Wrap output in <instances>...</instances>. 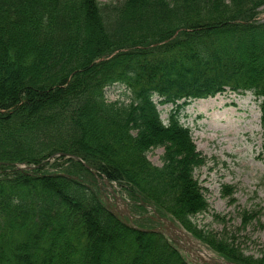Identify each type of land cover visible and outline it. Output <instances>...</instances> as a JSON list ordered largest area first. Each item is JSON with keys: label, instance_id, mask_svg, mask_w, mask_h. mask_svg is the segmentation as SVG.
<instances>
[{"label": "trees", "instance_id": "obj_1", "mask_svg": "<svg viewBox=\"0 0 264 264\" xmlns=\"http://www.w3.org/2000/svg\"><path fill=\"white\" fill-rule=\"evenodd\" d=\"M263 8L264 0H0V264H191L164 235L115 216L84 164L118 183L142 216L152 206L225 260L264 264V250L246 255L191 221L209 207L194 177L205 160L180 123L192 101L252 92L264 139ZM115 85L124 99L109 101ZM165 105L174 107L167 124ZM158 148L161 167L148 159Z\"/></svg>", "mask_w": 264, "mask_h": 264}, {"label": "rangeland", "instance_id": "obj_2", "mask_svg": "<svg viewBox=\"0 0 264 264\" xmlns=\"http://www.w3.org/2000/svg\"><path fill=\"white\" fill-rule=\"evenodd\" d=\"M98 1L102 5L119 2ZM258 20L264 22V8ZM124 90L113 86L107 89L106 96L109 101L123 100ZM261 101L251 92L235 95L227 91L214 99L191 102L180 113L181 123L192 130L197 155L205 160V164L195 170L194 177L209 207L204 213L191 217V221L199 229L235 242L246 255L255 257H259L264 250V139ZM173 108V105L159 107L166 123ZM163 155L164 149L158 148L148 154V159L153 165L160 167L163 165ZM112 188L124 200L127 199L119 184L114 183ZM102 196L106 197L111 209H120L119 206H114L116 201L112 199L111 193L105 191ZM130 212L135 223H141L146 228L166 230L165 223L158 218L153 220L154 223L147 220L154 217L151 210L144 216L132 207ZM248 214L252 215V219L244 224V215ZM124 221L129 222L127 218ZM194 242L207 249L209 255L221 260L223 264H233L201 242ZM172 245L188 263L211 264L208 262L209 258L202 253L192 254L190 250L184 251L173 243Z\"/></svg>", "mask_w": 264, "mask_h": 264}, {"label": "water", "instance_id": "obj_3", "mask_svg": "<svg viewBox=\"0 0 264 264\" xmlns=\"http://www.w3.org/2000/svg\"><path fill=\"white\" fill-rule=\"evenodd\" d=\"M59 156H64V154H59ZM76 160H79L78 158H76ZM86 167L88 168V169H90V167L89 166H87L86 165ZM17 169L19 170V171H24V170H32L33 169V167H17ZM93 173L96 175V177L98 178V179H100L99 178V176H97V173L95 172V171H93ZM104 181H105V184L107 185V186H111V183L109 182V180L108 179H106V178H104ZM112 192V194L115 196V198H116V203L120 206V207H122L123 209H124V211L127 213V216L129 217V219L130 220H132V218H131V216H130V214H129V212H127V210H128V208H127V202L126 201H124L120 196H118V195H116L114 192H113V190L111 191ZM122 213V212H121ZM164 222H166V224H167V230L166 231H163L162 229H155V230H146V229H139V228H137V227H134L133 225H131V227L132 228H134V229H136V230H138V231H141V232H144V233H161V234H165V235H167L168 237H170L178 246H180L181 248H186V246L185 245H183L176 237H181L182 239H186L187 241H188V243L190 244V247H192L194 244L192 243V241H190L189 240V238H187L184 234H183V232L182 231H180V230H178L177 228H175L174 226H173V224L172 223H170V222H168V221H166V220H163ZM211 260V262L214 264H216V263H221L222 264V262L221 261H217L216 259H210Z\"/></svg>", "mask_w": 264, "mask_h": 264}]
</instances>
